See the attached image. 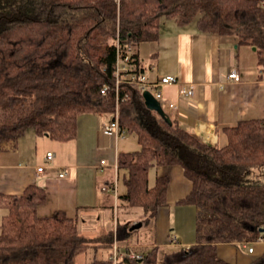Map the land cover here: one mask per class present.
Instances as JSON below:
<instances>
[{"label":"trees","instance_id":"16d2710c","mask_svg":"<svg viewBox=\"0 0 264 264\" xmlns=\"http://www.w3.org/2000/svg\"><path fill=\"white\" fill-rule=\"evenodd\" d=\"M199 14L201 32L256 47L264 68V0H0V145L27 130L59 142L74 140L83 114L112 121L115 94L103 96L101 87L112 83L117 40L136 50L159 38L162 18L186 26ZM128 91L131 99L120 104V128L135 135L140 148L119 153L118 168L127 171L121 198L142 208L149 222L167 203L170 183L163 176L151 186L150 171L180 166L192 188L178 203L198 210L194 245L162 260L155 248L141 262L230 264L217 255V245L252 242L264 229V120L226 128L227 144L212 146L166 110L171 124L149 110L142 93ZM46 199L37 186L20 196L0 193V209L7 211L0 223V264H74L90 247L65 212L38 216ZM130 235L127 226L117 228V241ZM113 239L111 234L112 250ZM90 264H114L113 253ZM253 264H264V258Z\"/></svg>","mask_w":264,"mask_h":264},{"label":"crops","instance_id":"0c3cea01","mask_svg":"<svg viewBox=\"0 0 264 264\" xmlns=\"http://www.w3.org/2000/svg\"><path fill=\"white\" fill-rule=\"evenodd\" d=\"M173 23L161 24L157 40L136 48L139 64L151 82L163 75H175L180 87L194 85L192 98L179 96V86H166L160 102L173 119L204 143L224 146V129L243 120H264V78L257 49L240 46L233 37L201 32L192 22L186 26L175 20ZM231 72L241 80H229ZM171 102L178 108L171 109ZM110 121L109 116L83 114L78 117L74 140L59 142L27 130L17 141L0 145V193L20 196L30 186L44 189L47 199L37 207L38 216L65 212L90 241L87 251L76 258L80 264L108 259L113 253L111 234L114 242L132 247L141 256L157 248L159 260L169 252L194 245L198 210L178 203L192 188L180 166L150 171L151 186L163 176H168L170 183L167 203L149 222L142 208L129 207L121 198L126 192L127 171L119 170L118 156L137 150L127 135L116 139L104 133ZM0 211L1 223L7 211ZM136 224L142 225L131 230ZM119 226L129 228L127 241H117ZM172 235L178 236V245L170 243ZM252 246L254 251L250 252ZM217 255L230 264H253L264 258V242L221 243ZM141 261L136 264H145ZM115 263L129 264L126 258Z\"/></svg>","mask_w":264,"mask_h":264},{"label":"built area","instance_id":"2783aa9c","mask_svg":"<svg viewBox=\"0 0 264 264\" xmlns=\"http://www.w3.org/2000/svg\"><path fill=\"white\" fill-rule=\"evenodd\" d=\"M116 45L117 54L114 63L112 83H104L101 87V94L103 96H107L111 92H114L115 94L116 111L114 119L104 127V133L118 139L124 138L126 135L125 131H122L120 128L119 112L120 104L131 99V95L128 90H133L142 94L149 91L157 100L161 101L163 99V88L166 86L180 87V79L175 75H163L158 80L151 82L135 57V49L126 44H121L119 40H117ZM261 74L264 78V68L261 70ZM228 79L236 82L241 80L240 76L236 72H231L228 75ZM124 90H127L128 92L124 93ZM195 91L194 85L183 86L178 88V95L183 98H192L195 95ZM169 107L171 109H176L178 108V104L171 102ZM48 156L52 157V153H48ZM63 175L64 172L60 173V176ZM257 242H264L263 233L258 234L251 244H255ZM170 243L178 245V236L172 235ZM249 251H254L253 246L249 248ZM121 258H126L132 261H140L143 259V256L137 254L132 247H122L120 243L115 242L113 246L114 263Z\"/></svg>","mask_w":264,"mask_h":264},{"label":"water","instance_id":"95a60500","mask_svg":"<svg viewBox=\"0 0 264 264\" xmlns=\"http://www.w3.org/2000/svg\"><path fill=\"white\" fill-rule=\"evenodd\" d=\"M254 50H256V47H254ZM143 98L145 100V105L149 110L157 112L161 117L165 118L168 123H172L171 117L165 111L161 102L157 100L152 93L149 91L144 92ZM141 225L142 224H136L131 228V230L137 229L141 227ZM261 233H264V229L261 230Z\"/></svg>","mask_w":264,"mask_h":264},{"label":"rangeland","instance_id":"374dc122","mask_svg":"<svg viewBox=\"0 0 264 264\" xmlns=\"http://www.w3.org/2000/svg\"><path fill=\"white\" fill-rule=\"evenodd\" d=\"M200 17V14L197 16V18L191 23V25L192 26H194V24H196V22H197V19ZM169 22L170 23H173L174 22V20H170V19H167V18H162V20H161V24L163 25V24H165V23H168L169 24ZM174 24V23H173ZM167 112H168V108H167V106L166 105H164V107H163ZM128 140H130V141H132V143H134L135 142V148L134 149H136V150H138L139 148H140V145L138 144V142H137V138H136V136L135 135H127V141ZM1 212V211H0ZM74 264H80L79 263V261H77V259L75 260V263Z\"/></svg>","mask_w":264,"mask_h":264}]
</instances>
